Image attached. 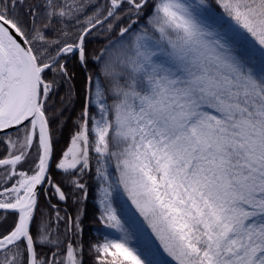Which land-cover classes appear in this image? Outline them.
<instances>
[{
    "label": "snow or ice",
    "instance_id": "6c2138e0",
    "mask_svg": "<svg viewBox=\"0 0 264 264\" xmlns=\"http://www.w3.org/2000/svg\"><path fill=\"white\" fill-rule=\"evenodd\" d=\"M215 3L0 0V264H264V0Z\"/></svg>",
    "mask_w": 264,
    "mask_h": 264
},
{
    "label": "trees",
    "instance_id": "16d2710c",
    "mask_svg": "<svg viewBox=\"0 0 264 264\" xmlns=\"http://www.w3.org/2000/svg\"><path fill=\"white\" fill-rule=\"evenodd\" d=\"M212 7L220 14H223V10L219 8V6L215 3V0H210ZM103 41L101 42L100 45H90V47H101ZM82 89V77L80 75L77 76L76 80V90L77 93H79ZM61 95H63V89H61ZM83 103V99L80 96H77L76 102L74 109L71 111V119L67 120L66 126H64L62 132L57 134V145H56V150H57V155L60 154L61 150L65 149L67 145L69 144V138L71 133L74 131L73 127V120L79 113L81 106ZM4 155V145H0V156ZM23 170H27L26 168ZM55 173V169H53ZM110 171L113 172L114 177H115V171L114 168L110 169ZM58 176V173H55ZM43 200V197H42ZM55 202V201H54ZM123 205L125 211L129 212L133 216H135L136 219H138L142 224H144L143 218L140 217L139 213L135 209V207L131 204V202L128 200L126 195H122L119 200L117 201V206ZM97 210V205L95 203V193H93L92 196H90L88 200V216L84 221V236L83 239L88 242L92 241L95 242L96 240H102V237L104 234H108L109 236L115 238L118 236V233H116L114 230L108 229L103 227L102 225H98L94 222V217L93 214L96 213ZM6 213L5 212H0V217L4 216ZM98 214V213H97ZM12 217L9 216L8 220L9 223L11 222ZM145 228L147 229V225L144 224ZM149 235H151V230L147 229ZM153 241H155V237H152ZM158 245V244H157ZM88 260L89 264H91V258L86 257ZM167 259V258H166ZM169 261V260H168ZM169 264H174L169 261Z\"/></svg>",
    "mask_w": 264,
    "mask_h": 264
},
{
    "label": "rangeland",
    "instance_id": "374dc122",
    "mask_svg": "<svg viewBox=\"0 0 264 264\" xmlns=\"http://www.w3.org/2000/svg\"><path fill=\"white\" fill-rule=\"evenodd\" d=\"M68 145H69V144H68ZM68 145H67V146H68ZM129 201H130V200H129ZM130 202H131V201H130ZM131 204H132V203H131ZM133 206H134V205H133ZM134 207H135V206H134ZM1 217H2V216H1ZM157 244H158V241H157ZM166 258H167V257H166ZM167 259H168L170 262H172L170 258H167ZM172 263H174V262H172Z\"/></svg>",
    "mask_w": 264,
    "mask_h": 264
},
{
    "label": "water",
    "instance_id": "95a60500",
    "mask_svg": "<svg viewBox=\"0 0 264 264\" xmlns=\"http://www.w3.org/2000/svg\"><path fill=\"white\" fill-rule=\"evenodd\" d=\"M0 212H4V210H0Z\"/></svg>",
    "mask_w": 264,
    "mask_h": 264
}]
</instances>
